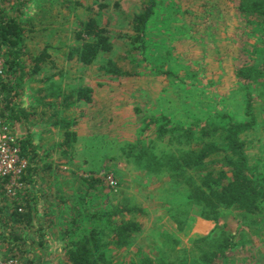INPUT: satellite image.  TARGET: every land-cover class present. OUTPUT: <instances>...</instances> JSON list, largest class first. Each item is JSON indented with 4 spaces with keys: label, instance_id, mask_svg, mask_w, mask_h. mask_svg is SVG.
<instances>
[{
    "label": "rangeland",
    "instance_id": "obj_1",
    "mask_svg": "<svg viewBox=\"0 0 264 264\" xmlns=\"http://www.w3.org/2000/svg\"><path fill=\"white\" fill-rule=\"evenodd\" d=\"M13 1L18 5V2L24 0ZM144 1L109 0L108 9L103 10L100 13L102 16L98 18L113 37L114 50L109 58L122 70V74L117 77L103 76L96 71L97 65H91L86 70L75 58L66 61L70 50L68 46L74 42L73 35L78 30L80 21L87 20L91 16L88 14L100 12L99 4L94 0H25L22 10L14 8L10 12L19 20L31 21L25 28L26 38L29 37L32 43L40 42L43 45L48 39L52 46L60 45L57 53L62 54L57 62L60 67L56 80L57 89L45 87L46 96L53 93L45 100L49 105L45 104V110L41 112L42 116L48 117L45 122H58L54 124L55 131H49L53 133V140L57 139L54 145L59 146L58 151L51 150L47 156L37 154L34 158L30 157L40 166L43 163L41 178H37L43 192L47 186L46 179L57 174L60 177L57 179L58 188L63 193L68 189V194L73 197L67 199L69 202L63 205L62 211L58 207L55 209L56 218H43L49 226L44 238L51 244L56 241L63 243L56 238V229L62 231L78 209L87 208L82 203L83 186L79 180L80 177H88L90 171L103 182L108 177V172L115 173V188H109L105 182L108 189L103 187V193L98 194L101 197L106 198L109 195L113 200L118 196L121 198V193H125L132 194L139 201V207L144 211L134 213L135 220L141 225V234L136 244L156 247L157 243L165 242V234L178 239L172 234L176 231L172 220L176 214L173 208L184 209V194L181 191L177 196L172 192L159 195L163 178L158 180L156 174L155 176L136 169L132 162L135 154L143 149L147 156L154 157H162L169 151L174 152L168 144L169 134L165 133L160 138L157 135L158 126L166 125V121H163L165 115L168 116H165L167 119L175 121L187 117L188 122L192 123L200 121L208 111H226L234 119L240 117L243 105L239 104L240 88L234 71L240 65H250L249 63L254 62L253 59L259 64L264 63V24L259 22L264 21H255L248 25L236 8L234 10V5L239 0H172V5L179 6V13L164 22L149 24L148 31L151 35L146 47L136 43L133 46L138 49H134L130 40L138 35L127 27V23L131 21L134 13L140 12ZM115 2L117 8L113 6ZM169 22L171 30L163 29ZM259 27L260 31L256 32ZM159 29L171 36L158 33ZM182 36L187 39L174 42ZM28 44L33 47V44ZM32 66L30 63V68L25 66L24 70L16 69L17 72L12 78L15 83L20 81V94L17 97L20 101L26 93L24 102L31 97L29 82L38 87L33 82L35 80L26 75ZM61 74L67 76V83L72 86L73 92L81 85L91 90V103H86L87 106L75 103L72 96L68 99L72 103L67 107L69 115H63L64 109L57 110L56 105L52 104L53 101H58L57 97L61 99L58 96L62 86ZM20 75L26 78L22 80ZM250 92L253 101L264 99V90L258 85L250 87ZM40 94L42 93L39 92L38 95ZM88 110L90 113L87 114ZM260 110L264 111V103L254 104L253 114L256 116L257 125L248 139L257 146H263L264 150V114ZM81 113L84 114L83 117ZM149 117L157 119L158 122L146 126L149 119H152ZM180 148L188 150L186 145ZM124 149L127 153L129 151V156L123 153ZM258 150L254 147L246 151L250 161L258 157ZM49 165L51 169L46 170ZM79 197L80 200H77ZM100 198L96 202L101 204L103 210L111 200ZM90 201L91 199L89 204ZM65 207H68L67 210ZM260 218L261 216L254 217L248 221L236 209L224 213L215 222L195 217L190 236L193 235L194 238L216 234L219 237L223 233L229 236V232H240L248 236L250 246L235 253L233 259L236 264H264V218L262 221ZM89 227V222H84L81 226L86 230ZM179 237L181 240L177 243L178 249L190 248L188 238ZM244 241L247 242V237ZM115 251L113 264L122 259L124 252ZM34 254L40 256L42 250L37 248ZM60 256V248L50 255L53 260Z\"/></svg>",
    "mask_w": 264,
    "mask_h": 264
},
{
    "label": "trees",
    "instance_id": "obj_2",
    "mask_svg": "<svg viewBox=\"0 0 264 264\" xmlns=\"http://www.w3.org/2000/svg\"><path fill=\"white\" fill-rule=\"evenodd\" d=\"M108 1L94 0L99 4L100 12L88 14L91 16L87 20L80 21L78 30L73 35L74 42L68 46L70 50L67 59L70 61L75 58L83 67L95 64L103 76L117 77L122 74V70L109 58L114 50L113 37L108 28L102 26L98 20L102 16L100 13L108 9ZM172 2V0H145L140 12L131 16L127 27L138 35L130 40L134 49H138L133 46L136 43L146 47L151 35L148 31L149 24L164 22L179 13V6L172 5ZM24 3L25 0L18 2V5L13 0H0V56L4 59L7 69L5 79L0 80V119L10 127L21 113L14 110L17 104L13 100L17 99L18 91L16 86L14 89L10 78L15 76L16 69H23L20 58L26 51L25 33H27L22 21L10 12L14 8L18 11L22 10ZM113 6L117 8V2ZM235 8L248 25L255 21H264V0H239L234 5V10ZM170 23L163 29L171 30ZM260 27L256 32L260 31ZM158 33L171 36L162 29H159ZM186 39L182 36L174 42H182ZM45 57L46 48L39 57L30 62L34 65L35 71L41 67ZM253 61L247 66L240 65L234 71L240 88L239 104L243 105L240 117L234 119L226 111L222 113L208 111L200 121L192 123L188 122L187 117L175 121L167 119L168 116L165 115L163 121H166V125L158 126L157 135L160 138L168 133V144L174 152L169 151L162 157H154L147 156V152L143 149L142 152L135 154V159L132 161L139 171L156 174L158 180L163 178L164 183L159 189V195L164 196L165 193L172 192L177 196L181 191L184 194L182 202L184 209L173 208L176 214L173 215L172 220L176 225V231L172 234L178 239L165 234V242L157 243L156 247L136 244L141 234V225L135 220L134 213L144 211L139 207V201L132 194L121 193V198L118 196L113 200L108 195L106 198L111 200L110 204L102 210L101 204L96 200L101 197L98 194L103 193L105 179L103 182L90 171L88 177H80L79 180L83 186L82 203H85L87 208L78 209L76 214H73V219L70 218L71 222L62 231L56 230V238L63 244L59 242H57L59 246L54 242L51 244L44 238L49 228L48 225L43 227L44 219H39V226L35 228L36 214H33L31 209V201L34 195L33 184L36 183L33 178L36 179L38 171L31 165L34 162L30 157L34 158L36 153L28 140L24 139L17 143L22 157L29 163L24 184L31 187L26 188L27 190L25 189L17 199L10 200L3 194L2 181L0 182V243L5 247L3 248L6 251H4L5 256L18 258L19 264H113L116 249L124 251L122 261H117V264H236L233 259L235 253L250 246L248 236L240 232L233 234L229 232V236L223 233L219 237L213 234L193 238V235L190 236V231L195 217L215 222L224 213L235 209L248 221L259 216L261 221L264 218V150H262L263 146H257L248 139L254 132V126L257 125L253 106L264 103L262 98L253 101L250 87L258 85L264 90V63L259 64L255 59ZM19 78L24 80L26 77L20 75ZM45 79L52 82L50 76ZM54 87L57 88L52 84L51 89ZM67 92L66 98L65 95H60L61 101L65 102L72 96L79 102H91L89 88L79 87L74 92L73 90ZM263 112L261 111L262 115ZM157 122V119H149L146 126ZM184 145L188 146L187 151L180 148ZM254 147L259 149L258 157L250 161L251 158L246 151ZM123 153L130 155L126 149ZM210 159L212 160L208 161ZM114 174L108 172L106 175L111 176L115 181L117 179ZM39 193L44 194L42 189H39ZM77 200H80V197ZM84 222L90 223L88 230L81 228ZM21 231L26 233L20 234ZM179 236L188 238L190 248L178 249L177 243L179 244L181 240ZM246 237L247 242L244 241ZM53 245L63 252L59 259L56 258L57 262L50 257ZM153 245L155 246V243ZM37 248L42 250L40 256L34 254Z\"/></svg>",
    "mask_w": 264,
    "mask_h": 264
},
{
    "label": "crops",
    "instance_id": "obj_3",
    "mask_svg": "<svg viewBox=\"0 0 264 264\" xmlns=\"http://www.w3.org/2000/svg\"><path fill=\"white\" fill-rule=\"evenodd\" d=\"M21 21L24 24V26L31 24V21H24V20H21ZM31 39H34V38H31ZM25 43H26L25 44L26 51L24 52V54L23 53L21 54L22 56L20 58V63L24 64L23 70L26 69L25 66L30 68V62L34 58L39 57L42 54L44 48H46V57L44 58V61L41 65L42 69L40 67L36 69L35 71L33 69L34 65L32 64L33 65L32 69H29L28 74H26L32 77L35 80V81L33 80L32 81L38 85V87L36 88L35 86H32L31 83L29 82V93L31 94V97L29 99L27 98V101L24 102L23 99L27 95L26 93L22 96L21 101L18 98L13 100L17 104L14 110L21 111V113L17 115V120H15L12 123L11 131L17 141L19 140L22 141L24 139H27L29 144L35 151L36 155L38 154L39 156L40 155L47 156V154L51 150L58 151L59 146L54 145V142H57L56 141L57 139L53 140L51 136L53 133H49L50 130H52V132L55 131L56 126L54 124H57L58 122L56 121L54 124H49L45 122L46 120H48V117L42 116L41 112L43 111V109L45 110V104L49 105V103L45 102V100L47 101L48 100L47 98L49 97V95L53 93V92H50V94L46 96L45 87L52 86V84L54 86H58V82L56 80H57V77H59L58 72L60 70V67L58 66L57 62L61 59L60 57L62 54L59 55L57 53L58 49H60V45L52 46L51 43L48 41V39L44 41L43 45H41L40 42L32 43L29 37L26 38V33H25ZM28 43L33 44V47L31 48V46ZM66 61H68V59ZM27 62L29 63L27 64ZM92 65H95V64H92ZM88 67H85L86 70ZM96 71L100 73V71H98V68L96 69ZM61 75L62 76L60 77L62 78L61 79L62 86L60 87V92L58 93V96L59 95L64 96L66 93H68L67 91H71L73 89L72 86L68 85L67 83V76L63 74ZM47 76L52 77L51 83L48 82L47 79L44 80V78ZM12 78L10 79L14 85V89L16 86V90L20 94V89L18 88V85H16V83L18 82L16 81L15 83L14 81H12ZM80 87H84V86L81 85ZM13 92H15V90ZM39 92H41L42 94L38 95ZM65 98H66V95H65ZM57 100L58 101L52 102V104L56 105L55 109L58 110V109L63 108L64 109L63 115H69L70 113H68L67 107L71 106L72 103L68 102V100L65 102L64 100L61 101V99H59L58 97H57ZM74 102L76 103L79 101L74 99ZM77 104L81 106L82 105L87 106L86 103L83 101ZM88 113H90L89 110L87 111V114ZM83 116L84 114L81 113V117ZM102 152H103V147L101 150V156H103ZM52 161H54V159ZM36 163L37 161L34 160L33 167L38 171L37 172L38 176L36 177V179L33 178V181H36V183L33 184L34 188L32 191L34 192V195L32 196V201H31V206H32L31 209L33 210V214H36V217H34L35 228L39 226L38 225L39 219H43V218L50 219V217L56 218V215L54 213L55 209L58 207V209L62 211L63 205H66L69 202V200L67 199L73 198V197H70V195L68 194L69 193L68 189H66V193H63L62 190L58 188L57 179H59L60 177L57 174L46 179L47 186L45 188L44 194L39 193L41 182H39L37 178L38 177L41 178V172L44 166L42 165L43 163H41V166L38 165V163L37 164ZM50 169H51L50 165L47 166L46 170H50ZM25 186L26 188L31 187L28 185H25ZM65 208L67 210L68 207H65ZM44 226H46V224H44L43 227ZM23 233H26V232L24 231L20 232V234H23ZM54 243L57 246L60 245L59 243H57V241ZM56 245H53L51 247V250H53V252L58 250ZM62 254L63 252L61 251V256ZM54 261L57 262L56 259H54Z\"/></svg>",
    "mask_w": 264,
    "mask_h": 264
},
{
    "label": "built area",
    "instance_id": "obj_4",
    "mask_svg": "<svg viewBox=\"0 0 264 264\" xmlns=\"http://www.w3.org/2000/svg\"><path fill=\"white\" fill-rule=\"evenodd\" d=\"M6 71L5 61L0 56V80L5 79ZM28 168L29 163L22 157L11 127L0 119V182L2 181V192L8 199L14 200L23 194L26 189L24 179ZM105 182L111 189L115 188L111 176L105 178ZM3 248L5 247L0 243V264H19L18 258L5 256Z\"/></svg>",
    "mask_w": 264,
    "mask_h": 264
}]
</instances>
